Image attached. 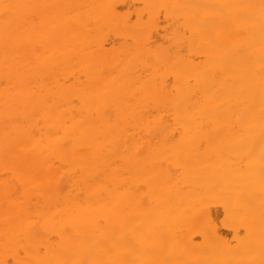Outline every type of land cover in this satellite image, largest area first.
I'll return each instance as SVG.
<instances>
[{
    "label": "bare ground",
    "instance_id": "1",
    "mask_svg": "<svg viewBox=\"0 0 264 264\" xmlns=\"http://www.w3.org/2000/svg\"><path fill=\"white\" fill-rule=\"evenodd\" d=\"M120 1L0 0V264H264V0Z\"/></svg>",
    "mask_w": 264,
    "mask_h": 264
},
{
    "label": "rangeland",
    "instance_id": "2",
    "mask_svg": "<svg viewBox=\"0 0 264 264\" xmlns=\"http://www.w3.org/2000/svg\"><path fill=\"white\" fill-rule=\"evenodd\" d=\"M117 7H118L120 12H129L132 15V17L134 18L135 12L138 9L139 5L135 2H132L131 0H122L119 3H117ZM163 19L164 18H162V16H161V19L159 20V26H158L159 31L162 29V27L165 26V22L163 21ZM213 211H215V213L217 215V221L220 224V219L222 218L220 210L217 208H214ZM221 229H222V231H224L226 233L227 238L231 237V233H229L225 228L221 227Z\"/></svg>",
    "mask_w": 264,
    "mask_h": 264
}]
</instances>
